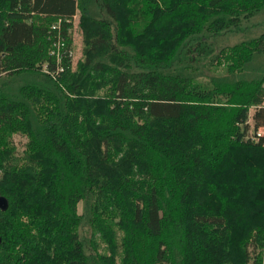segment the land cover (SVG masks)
Returning a JSON list of instances; mask_svg holds the SVG:
<instances>
[{
	"label": "trees",
	"instance_id": "obj_1",
	"mask_svg": "<svg viewBox=\"0 0 264 264\" xmlns=\"http://www.w3.org/2000/svg\"><path fill=\"white\" fill-rule=\"evenodd\" d=\"M263 7L0 0V264H264Z\"/></svg>",
	"mask_w": 264,
	"mask_h": 264
},
{
	"label": "rangeland",
	"instance_id": "obj_2",
	"mask_svg": "<svg viewBox=\"0 0 264 264\" xmlns=\"http://www.w3.org/2000/svg\"><path fill=\"white\" fill-rule=\"evenodd\" d=\"M78 24V15L74 17L72 28L69 30L72 36V46L70 57L72 61V70L75 69V64L82 55V36L80 30L77 26ZM264 32V7L257 13H255L251 18L241 21L240 25L236 29H230L224 34L216 38L215 49L216 51L222 47H232L237 44L247 43L248 41L259 37ZM60 45L56 44L57 52ZM60 53V52H59ZM263 63L264 66V54L263 56L256 57L253 63V66H258ZM45 69V66H44ZM204 72H208L206 69H203ZM214 72H222L221 68L218 70H213ZM264 87V83H263ZM254 108L249 110V118L252 116ZM258 133L264 135V127L258 129ZM14 143L17 146V149L22 147V144L25 142V138L19 135L14 136ZM80 204L78 205V211L80 212Z\"/></svg>",
	"mask_w": 264,
	"mask_h": 264
},
{
	"label": "water",
	"instance_id": "obj_3",
	"mask_svg": "<svg viewBox=\"0 0 264 264\" xmlns=\"http://www.w3.org/2000/svg\"><path fill=\"white\" fill-rule=\"evenodd\" d=\"M7 208V200L0 196V210H5Z\"/></svg>",
	"mask_w": 264,
	"mask_h": 264
},
{
	"label": "built area",
	"instance_id": "obj_4",
	"mask_svg": "<svg viewBox=\"0 0 264 264\" xmlns=\"http://www.w3.org/2000/svg\"><path fill=\"white\" fill-rule=\"evenodd\" d=\"M57 55H58V52H57ZM263 105H264V103H263Z\"/></svg>",
	"mask_w": 264,
	"mask_h": 264
}]
</instances>
